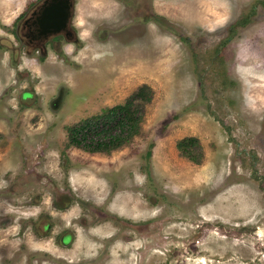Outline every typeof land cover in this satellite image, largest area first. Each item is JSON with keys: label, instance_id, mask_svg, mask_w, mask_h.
Returning <instances> with one entry per match:
<instances>
[{"label": "rangeland", "instance_id": "rangeland-1", "mask_svg": "<svg viewBox=\"0 0 264 264\" xmlns=\"http://www.w3.org/2000/svg\"><path fill=\"white\" fill-rule=\"evenodd\" d=\"M125 1L76 0L58 54L0 44V264H264V0ZM31 2L0 0L14 48ZM143 85L128 143L68 144Z\"/></svg>", "mask_w": 264, "mask_h": 264}, {"label": "trees", "instance_id": "trees-1", "mask_svg": "<svg viewBox=\"0 0 264 264\" xmlns=\"http://www.w3.org/2000/svg\"><path fill=\"white\" fill-rule=\"evenodd\" d=\"M146 90V86L143 85L125 102L68 126V144L89 152H108L128 143L139 132L143 120L140 102H146L150 98ZM192 140H194L192 137H186L177 145L193 159L188 150V144Z\"/></svg>", "mask_w": 264, "mask_h": 264}, {"label": "flooded vegetation", "instance_id": "flooded-vegetation-1", "mask_svg": "<svg viewBox=\"0 0 264 264\" xmlns=\"http://www.w3.org/2000/svg\"><path fill=\"white\" fill-rule=\"evenodd\" d=\"M131 3L132 0L125 2ZM153 0H134L139 2L138 7L141 5L142 9L138 10V15L133 13V16L142 22L154 21L159 22V16L156 15L152 8ZM56 2H60L61 7H57V14L51 15L47 7L56 6ZM63 3V7L62 4ZM30 7L17 16L15 27V39L17 41V48L10 43L5 42L0 38V44L9 50H30L40 51V54L46 53L48 50H54L60 53L62 44L64 42L76 43V32L72 25L73 12L76 6V0H32ZM66 4L70 6L71 17L64 24L63 28H59L61 14L63 13ZM53 8V7H52ZM46 15V16H45ZM50 15V16H47ZM161 17V16H160ZM235 28V26H232ZM69 237L68 234L63 235V239Z\"/></svg>", "mask_w": 264, "mask_h": 264}, {"label": "water", "instance_id": "water-1", "mask_svg": "<svg viewBox=\"0 0 264 264\" xmlns=\"http://www.w3.org/2000/svg\"><path fill=\"white\" fill-rule=\"evenodd\" d=\"M62 7H63V3L61 2ZM53 7V8H52ZM52 7H47L46 10H49L51 15H56L57 14V7H61L60 2H56V6L53 5ZM64 8V7H63ZM46 16V15H45ZM50 16V15H47ZM71 17V9L70 6L68 4H66L65 9L63 11V13L61 14L60 17V22H59V28L62 29L64 24L67 23V20Z\"/></svg>", "mask_w": 264, "mask_h": 264}]
</instances>
